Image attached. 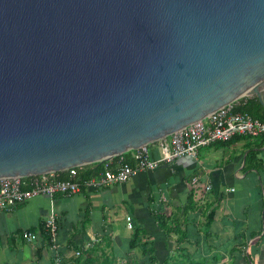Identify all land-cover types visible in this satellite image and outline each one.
<instances>
[{
	"label": "water",
	"instance_id": "obj_1",
	"mask_svg": "<svg viewBox=\"0 0 264 264\" xmlns=\"http://www.w3.org/2000/svg\"><path fill=\"white\" fill-rule=\"evenodd\" d=\"M264 107V0H0V180L112 160Z\"/></svg>",
	"mask_w": 264,
	"mask_h": 264
},
{
	"label": "crops",
	"instance_id": "obj_2",
	"mask_svg": "<svg viewBox=\"0 0 264 264\" xmlns=\"http://www.w3.org/2000/svg\"><path fill=\"white\" fill-rule=\"evenodd\" d=\"M194 182L211 187L201 201L193 191ZM190 194L196 209L184 212ZM153 210L173 222L177 219L185 236L182 248L191 261L218 256L264 264V136H241L211 145L201 149L196 159L183 158L137 173L123 184L83 190L73 197L38 196L12 211L0 212V253L13 255L0 259L7 264H54L56 260L77 264V248H88L105 235L112 236L117 246L128 244L132 231L126 227L127 215L135 228L153 237L160 252L166 235L157 226ZM210 212L213 219L208 223ZM49 217L59 227L58 251L41 236ZM24 230L37 233L38 241H23Z\"/></svg>",
	"mask_w": 264,
	"mask_h": 264
},
{
	"label": "built area",
	"instance_id": "obj_3",
	"mask_svg": "<svg viewBox=\"0 0 264 264\" xmlns=\"http://www.w3.org/2000/svg\"><path fill=\"white\" fill-rule=\"evenodd\" d=\"M237 136L251 139L264 136V120L253 118L247 113L233 112L230 105L158 142L128 152V157L121 155L116 161H107L96 175L84 176L87 170L94 169V164H91L55 173L0 180V212L12 211L38 196L73 197L83 190L123 184L137 173L153 171L161 165L173 164L183 158L196 159L202 148L216 142L230 141ZM62 173L64 178L61 177ZM194 186H197L193 191L198 201L211 190L209 185L199 187L197 182H194ZM126 222L130 228L131 216H126ZM44 228L51 238V248L58 251L56 235L59 227L56 219L49 217ZM20 237L29 243L39 239L37 233L27 230L22 231ZM55 264H59V260Z\"/></svg>",
	"mask_w": 264,
	"mask_h": 264
},
{
	"label": "rangeland",
	"instance_id": "obj_4",
	"mask_svg": "<svg viewBox=\"0 0 264 264\" xmlns=\"http://www.w3.org/2000/svg\"><path fill=\"white\" fill-rule=\"evenodd\" d=\"M162 204L164 205V203ZM185 204L186 202L184 203V205ZM156 212L158 211L157 210L152 211V213H156ZM178 213L181 216V212L178 211ZM166 218L167 221L170 220L169 221L170 224L173 222V220L169 219L168 217ZM132 223H133V219L131 217V227L130 228L128 226L126 227L132 231V236H133V230L135 227L133 226ZM126 235H129L128 231ZM178 238L179 236H177L175 233L166 235L165 244L162 245L160 252H157L155 247L156 244L154 243L153 237L151 235H148V233L140 234L139 239L137 241V246L134 249H129L128 244L125 245L120 243L119 246H117L112 236H108V235H105L103 239L101 238L102 240H98V241L96 239L93 240V242L89 244L88 248L89 249L91 248L90 250H93L94 251L93 253H95L96 255L100 256V258H102L101 264H244V262H239L238 260L230 261L227 259L225 260L218 259V256H215L210 260L204 259V261L201 262L193 261V260L191 261L190 258L186 256L185 248H182V246L184 247V243L182 244L177 243ZM223 240H226V238H223ZM48 245L49 247H51V243H49ZM88 248L83 247L77 249H79L78 251H81V249L85 250ZM165 254L168 255V256L166 255L167 256L166 259H164ZM3 256L13 257V255L9 253H5V254L0 253V258H2ZM79 258L82 259L83 258L82 255L79 256ZM104 259H106L105 262H103ZM0 264H7V261L0 259ZM9 264H13V262L10 261Z\"/></svg>",
	"mask_w": 264,
	"mask_h": 264
},
{
	"label": "trees",
	"instance_id": "obj_5",
	"mask_svg": "<svg viewBox=\"0 0 264 264\" xmlns=\"http://www.w3.org/2000/svg\"><path fill=\"white\" fill-rule=\"evenodd\" d=\"M232 111L233 112H238V113H247L250 116H252L253 118L256 119H260V120H264V107H262L258 101V99L253 96V97H247V98H243L238 100L237 102L233 103L231 105ZM240 137V136H237ZM236 137H234L233 139H235ZM233 139H231L230 141L227 142H216L214 144H226L229 142H233ZM213 144V145H214ZM129 153L123 154L122 156L124 157H128ZM252 157L255 156V153L252 152ZM118 157H115L112 159V161H116ZM107 163L106 162H101V163H96L94 164V169L92 170H87L86 174L84 175L85 177H89L91 175H96L99 171H101L104 167V165ZM61 177H65L64 174H61ZM184 212L188 211V210H195V204L193 203L192 200V195H188L187 198V203L184 206ZM154 217H155V221L157 226L159 227V229L165 234V235H169L171 233H175L179 236L177 243L178 244H182L185 240V236L183 235V232L180 230V227L177 223V219H175L174 222L169 223V220L167 221V218L164 214H161L159 212L154 213ZM208 223L213 219V212H210L208 215ZM173 224V225H172ZM145 233L143 229H138V228H134L133 230V236L131 237V239L128 241V247L129 249H134L137 246V241L139 239L140 234ZM42 239L44 240V243L49 246L48 244L50 243V236L49 233L46 232L45 228L43 230V233L41 234ZM91 249V248H90ZM88 249H81V251L84 253H82L81 251H77L78 256L76 257L77 259V264H101L102 262V258H100V256L96 255L95 253H93V250ZM39 250H41L40 248L38 249V252H40ZM76 253V254H77ZM82 255V259L79 258V256ZM106 259H104L103 262H105ZM81 261V262H80ZM246 263H249L245 262ZM55 264V263H54ZM59 264H63L62 262Z\"/></svg>",
	"mask_w": 264,
	"mask_h": 264
}]
</instances>
